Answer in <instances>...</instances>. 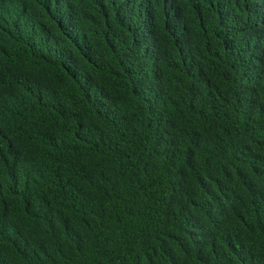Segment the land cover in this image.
<instances>
[{
    "label": "trees",
    "instance_id": "trees-1",
    "mask_svg": "<svg viewBox=\"0 0 264 264\" xmlns=\"http://www.w3.org/2000/svg\"><path fill=\"white\" fill-rule=\"evenodd\" d=\"M0 264H264V0H0Z\"/></svg>",
    "mask_w": 264,
    "mask_h": 264
}]
</instances>
